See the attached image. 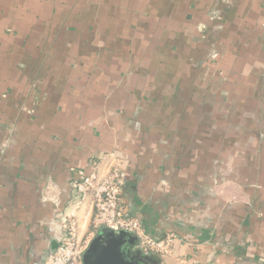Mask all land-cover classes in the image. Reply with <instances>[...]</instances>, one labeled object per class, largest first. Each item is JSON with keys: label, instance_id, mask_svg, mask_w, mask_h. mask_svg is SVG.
Returning a JSON list of instances; mask_svg holds the SVG:
<instances>
[{"label": "crops", "instance_id": "obj_1", "mask_svg": "<svg viewBox=\"0 0 264 264\" xmlns=\"http://www.w3.org/2000/svg\"><path fill=\"white\" fill-rule=\"evenodd\" d=\"M107 151L160 264H264V0H0V264L85 237L72 182Z\"/></svg>", "mask_w": 264, "mask_h": 264}, {"label": "built area", "instance_id": "obj_2", "mask_svg": "<svg viewBox=\"0 0 264 264\" xmlns=\"http://www.w3.org/2000/svg\"><path fill=\"white\" fill-rule=\"evenodd\" d=\"M97 160L91 158L88 170L78 169V177L72 182L77 190V196L88 198L92 206L90 225L92 232L98 233L102 228L112 231H126L136 237H143L141 221L131 214L122 199L120 172L110 169L102 173ZM78 227L72 218L65 220V228L56 248L48 255L42 264H72L80 259L87 248L89 237L78 238ZM149 249L155 248L168 253L172 248V236L165 235L160 239L144 241Z\"/></svg>", "mask_w": 264, "mask_h": 264}, {"label": "rangeland", "instance_id": "obj_3", "mask_svg": "<svg viewBox=\"0 0 264 264\" xmlns=\"http://www.w3.org/2000/svg\"><path fill=\"white\" fill-rule=\"evenodd\" d=\"M156 108H162L161 104L156 101L155 102ZM151 107L153 108V105L151 104ZM154 122H155V130L159 131V133L161 134H171V139L175 137V133L180 129V125H181V129L184 127L185 123L183 120V117L179 116L178 113L176 114H171L170 116L165 115L162 113H160L157 116H154ZM193 117L190 115H187V119H186V125H188V129L186 128V141H187V146H189L190 140H193L195 138V131L193 129ZM210 116H203V119H210ZM180 119V120H179ZM172 129L171 133H167L165 131ZM174 131V132H173ZM184 130H182L183 132ZM190 150V148L188 149V151ZM94 158L97 160V164L99 169L102 171H107L110 169H117L120 172V175L122 174V170L119 169V167L117 166L116 163V159H117V155L115 151H107V152H99V153H94L90 156V159ZM90 161V160H89ZM89 167V164H88ZM105 169V170H104ZM84 170V169H83ZM191 170V169H189ZM124 173V172H123ZM142 224V222H141ZM143 230L144 227L142 226ZM109 230V229H108ZM89 232H92V227L90 225V230L88 231V233L85 235V237H89L90 241L93 237H95L96 233L93 234H89ZM146 237H148L149 239H160L161 237H153L151 235H148L146 233V231H143V237L142 238H138L136 237V245L132 246V250L133 249H139L140 251L144 252V253H149L151 256H153L155 258V260L158 262V264L161 263L163 256H169L172 253V248L168 253H164L161 250H157L155 248L149 249V247L147 246V244L144 242L146 240ZM81 263V261H79Z\"/></svg>", "mask_w": 264, "mask_h": 264}, {"label": "flooded vegetation", "instance_id": "obj_4", "mask_svg": "<svg viewBox=\"0 0 264 264\" xmlns=\"http://www.w3.org/2000/svg\"><path fill=\"white\" fill-rule=\"evenodd\" d=\"M130 233V232H128ZM98 234V233H97ZM91 239L86 249L89 248L86 254V264H93L94 258L99 255V250L106 245V243L116 241L118 239L117 235L110 234L105 232L101 237ZM118 241V240H117ZM137 243L136 238L131 237L129 234L124 235L120 249L123 251L122 261H119L120 264H156V260L149 253H144L139 249H133L132 246H135ZM82 264H84L82 262Z\"/></svg>", "mask_w": 264, "mask_h": 264}, {"label": "water", "instance_id": "obj_5", "mask_svg": "<svg viewBox=\"0 0 264 264\" xmlns=\"http://www.w3.org/2000/svg\"><path fill=\"white\" fill-rule=\"evenodd\" d=\"M105 232H108L113 235H117L118 241L116 240L106 243V245L99 250V255L96 256V258H94L93 264H119L118 263L119 261L123 262L122 260L123 251L120 249V245L122 244L123 237L124 235H128V234L133 238H136V236L133 233H128L126 231H112L106 228H102L100 232L97 234L96 238L101 237ZM88 250L89 248L85 249V251L82 254V262L84 264L87 263L85 258ZM120 264L123 263L120 262Z\"/></svg>", "mask_w": 264, "mask_h": 264}]
</instances>
